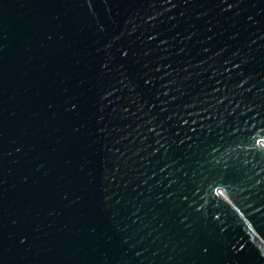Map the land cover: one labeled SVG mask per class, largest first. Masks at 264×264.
Segmentation results:
<instances>
[{"label":"water","instance_id":"95a60500","mask_svg":"<svg viewBox=\"0 0 264 264\" xmlns=\"http://www.w3.org/2000/svg\"><path fill=\"white\" fill-rule=\"evenodd\" d=\"M0 264H264V0H0Z\"/></svg>","mask_w":264,"mask_h":264}]
</instances>
